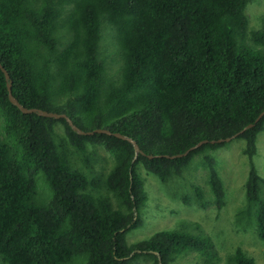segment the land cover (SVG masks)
<instances>
[{
	"label": "trees",
	"instance_id": "obj_1",
	"mask_svg": "<svg viewBox=\"0 0 264 264\" xmlns=\"http://www.w3.org/2000/svg\"><path fill=\"white\" fill-rule=\"evenodd\" d=\"M251 2L0 0V64L12 96L25 108L65 114L83 131L120 133L139 148L113 135H79L64 119L22 114L9 102L0 70V264H135L142 258L172 264L189 252L213 264L211 239L185 227L132 244L126 236L142 226L147 201L138 165L166 184L199 157L213 204L223 207V182L209 152L225 143L203 144L181 158L164 155L231 137L264 110V30L249 29ZM102 23L121 54L116 79L100 50ZM263 129L264 117L238 136L248 173L236 221L253 222L264 244V179L253 163ZM66 143L86 165V147H102L113 158L111 169L100 181L89 178L72 167ZM38 176L47 188L44 200ZM100 187L105 195L95 194ZM192 189L195 204L206 208L201 188ZM227 264L255 261L237 249Z\"/></svg>",
	"mask_w": 264,
	"mask_h": 264
},
{
	"label": "rangeland",
	"instance_id": "obj_2",
	"mask_svg": "<svg viewBox=\"0 0 264 264\" xmlns=\"http://www.w3.org/2000/svg\"><path fill=\"white\" fill-rule=\"evenodd\" d=\"M245 13L250 30H264V0H252L246 6ZM101 29L100 50L106 58L108 74L116 79L122 63L119 47L114 33L103 26V23ZM55 130L59 138L64 139L62 125L57 123ZM0 139H5L1 117ZM243 148L244 141L236 137L209 152L216 161V169L225 191L224 205L220 210L213 204L207 184V171L199 164V157L193 160L181 178L172 179L166 184L160 183L155 176L138 165L137 170L144 182L147 201L140 210L142 226L127 234V244L147 239L158 231L185 227L192 234L208 236L211 239L216 251L213 264H227V257L237 249L252 258L255 264H264V244L257 238L253 222L236 221L237 214L245 207L244 184L248 173V160L242 153ZM65 150L72 167L89 178L102 180L113 165L112 156L100 146L86 147L88 165L69 143H66ZM256 150L253 163L259 176L264 179V129L257 135ZM194 186L201 188L207 203L206 208L199 207L193 201ZM37 187L38 199H47V188L39 176ZM94 192L106 194L101 187ZM184 198L188 199V203L183 201ZM73 264L84 262L77 259ZM135 264H149V261L142 258ZM172 264H207V261L204 257L189 252L178 257Z\"/></svg>",
	"mask_w": 264,
	"mask_h": 264
},
{
	"label": "water",
	"instance_id": "obj_3",
	"mask_svg": "<svg viewBox=\"0 0 264 264\" xmlns=\"http://www.w3.org/2000/svg\"><path fill=\"white\" fill-rule=\"evenodd\" d=\"M0 70L2 71V73L4 74L5 80L7 81V94H8V100L9 102L15 106L22 114H37L40 117H44V118H51L54 120H59V119H64L69 126L75 131L77 132V134L82 135V136H92L94 134H105V135H113L114 137L121 139V140H125L129 143H131L133 145V148L135 150V152L139 151L138 146L136 145V143L129 137L123 136L120 133H112L111 131L104 129V128H100V129H95L93 131H83L81 129H79L78 127H76L72 121L70 120V118H68L65 114H58V113H54V112H47L41 109H37V108H25L23 107L13 96H12V92H11V83L9 81V75L8 73L2 68L1 64H0ZM264 117V110L257 116V118L254 120L253 123L248 124L246 127H244L241 131H239L238 133L232 135L231 137L228 138H224V139H218V140H212V141H201L198 144H196L195 146L191 147L190 149H188L185 153L183 154H179V155H175V156H168V155H164L165 158L168 159H174V158H181L186 156L189 152L201 147L203 144H220V143H228L230 142L232 139L240 136L242 133H244L246 130L253 128L262 118ZM141 154H144L141 152ZM156 157H162L161 155H158ZM148 158H153V156H148Z\"/></svg>",
	"mask_w": 264,
	"mask_h": 264
}]
</instances>
